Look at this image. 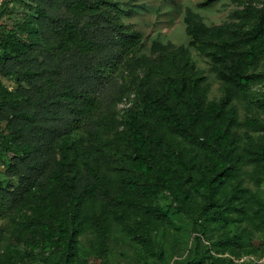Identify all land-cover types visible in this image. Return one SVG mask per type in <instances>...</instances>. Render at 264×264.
Instances as JSON below:
<instances>
[{"label":"rangeland","instance_id":"374dc122","mask_svg":"<svg viewBox=\"0 0 264 264\" xmlns=\"http://www.w3.org/2000/svg\"><path fill=\"white\" fill-rule=\"evenodd\" d=\"M116 1L122 23L140 31L143 44L134 68L108 70V93L117 99L102 125L91 134L51 133L23 120L19 108H0V190L26 188L24 148H43L45 177L58 166L61 145L73 144L82 178L78 192H95L86 195L89 215H81L78 229L71 228L65 205L63 215L59 210L56 220H47L50 235L37 238L22 234L42 205L33 194L41 178L30 184L27 200L0 218V264H264V36L215 62L209 41L204 49L192 45L190 33V21H200L228 26L213 42L242 37L258 23L264 0ZM34 4L13 0L0 10V100L21 99L28 88L9 69L42 60L37 47L3 60L6 52L18 54L15 43L38 38ZM3 38L14 42L2 47ZM238 58L248 87L229 98L219 72L236 69ZM199 75L205 80L194 91H176L183 78ZM166 87L174 91L166 106L173 128L157 147L151 131L128 136V113L139 108L143 92L161 94ZM211 194L215 201L207 206Z\"/></svg>","mask_w":264,"mask_h":264},{"label":"trees","instance_id":"16d2710c","mask_svg":"<svg viewBox=\"0 0 264 264\" xmlns=\"http://www.w3.org/2000/svg\"><path fill=\"white\" fill-rule=\"evenodd\" d=\"M33 1L35 4L32 7L39 24V29L35 31L38 38L21 47L15 43L18 54L6 52L3 60L19 59V53L31 47L40 50L42 60L31 59V64L24 68L7 71L18 74L20 80L27 82L28 88L24 89L21 99L0 100V108H19V116L23 120L51 133L69 131L77 136L80 130H84L91 134L103 124L105 112L117 99V95L111 97L108 93V70L118 65L130 69L135 67L134 56L143 44L142 34L132 26L122 23L123 10L116 0ZM215 1L217 0H207L206 3ZM7 6L9 5L1 9V13H4ZM248 12H240L239 16L244 19ZM228 29V26L214 28L200 21H190L191 44L204 49L203 42L208 40L213 47L208 54L215 62L229 60L231 51L239 45H254L264 36V12H260L258 23L244 36H232L213 42L214 39L223 37ZM11 41L14 42L13 39L3 38L1 46L7 47ZM243 62V58H238L234 61L236 69L219 72L228 85L229 98L233 94L242 93L248 87L242 73ZM204 80L205 77L200 75L195 78H183L176 91L181 90L184 95L194 91ZM173 92L169 87L164 88L161 94L150 89L144 91L139 108L128 113L127 135L151 131L152 145L159 146L166 130L173 128L167 122L169 112L166 110L167 100L172 97ZM162 126L164 129L160 132ZM70 146L61 145L58 166L47 172L45 177L42 174L46 167L42 161L48 155L43 153V148H24L26 157H29L23 175L26 188L22 191L8 188L0 190L1 218L13 214L20 203L27 200V187L41 178V189L33 194L40 198L42 205H38L36 216L28 217L23 235L28 233L32 237L47 238L50 235L47 220H56L59 210L60 216L63 215L62 209L65 205L69 209L70 226L74 231L79 228L81 215H89L88 208L85 212L86 195H95V192L93 188L90 192H78L79 182L82 181L79 170L75 167V154L77 155L78 151L77 148L71 151ZM156 152L157 150H154L152 156L150 154L154 166ZM128 181H133L136 189L138 188L139 182L135 177L128 178ZM240 197L238 194V198ZM214 201L211 194L206 205L209 206ZM93 214H96L94 209ZM93 216L90 215V218ZM194 263L195 260L189 264Z\"/></svg>","mask_w":264,"mask_h":264},{"label":"built area","instance_id":"2783aa9c","mask_svg":"<svg viewBox=\"0 0 264 264\" xmlns=\"http://www.w3.org/2000/svg\"><path fill=\"white\" fill-rule=\"evenodd\" d=\"M13 2V0H0V10Z\"/></svg>","mask_w":264,"mask_h":264}]
</instances>
